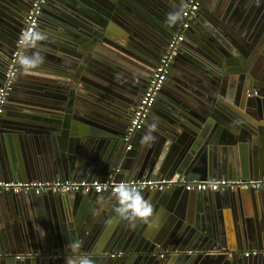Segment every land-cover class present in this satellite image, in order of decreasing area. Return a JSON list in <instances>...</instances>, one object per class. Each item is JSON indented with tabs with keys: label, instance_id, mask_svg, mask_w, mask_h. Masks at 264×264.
<instances>
[{
	"label": "water",
	"instance_id": "water-1",
	"mask_svg": "<svg viewBox=\"0 0 264 264\" xmlns=\"http://www.w3.org/2000/svg\"><path fill=\"white\" fill-rule=\"evenodd\" d=\"M30 2L0 0V54L2 42H12L4 59L0 55V85ZM53 5L59 13L47 20ZM205 5L201 0L186 32L189 50L182 54V45L175 58L184 60L181 86L166 95L164 84L166 97L159 93L150 112L148 122L162 108L155 140L134 143L145 125L127 150L124 113L113 107L104 113L87 98L86 85L91 75L117 78L119 72L130 77L125 91L137 92L167 30L161 18L172 10L163 0L49 1L35 32L43 38L34 34L21 60L42 62L29 68L20 61L0 123V179H105L116 167L132 178L185 170L203 179L264 177V56L247 49L261 42L249 38L252 23H231L221 14L222 0L212 11ZM177 69L174 61L168 79H176ZM19 86L30 88L38 102L20 95ZM72 108L77 121L88 123L85 132L66 120ZM56 140L59 152L52 157L46 146ZM139 193L152 205L149 223L120 219L116 195L109 193H76L73 199L69 193L0 194V264H66L69 256H88L92 264H264V226L245 219H264L261 190ZM122 194L135 207L137 192ZM72 241L80 248L70 251ZM253 250L259 252L244 254Z\"/></svg>",
	"mask_w": 264,
	"mask_h": 264
},
{
	"label": "built area",
	"instance_id": "built-area-1",
	"mask_svg": "<svg viewBox=\"0 0 264 264\" xmlns=\"http://www.w3.org/2000/svg\"><path fill=\"white\" fill-rule=\"evenodd\" d=\"M48 0H32L26 12L24 27L17 39L16 47L8 59V64L4 73V79L0 85V121L5 112L6 101L14 89L16 75L19 71L20 61L24 56V49L39 26L44 7ZM201 0H187L181 14V22L177 32L169 40L165 50L161 54L152 74L150 75L144 91L142 92L133 115L124 134L125 148L132 149V142L135 133L146 125L150 112L155 105L156 99L168 80L172 66L182 44L186 38V32L192 24L193 19L198 14ZM120 168L116 167L105 179H0V194H28L43 195L49 192L59 194H90L109 193L116 195L117 191L145 192L150 190H165L168 188L180 187L187 191H221L236 189L264 190V177L261 178H207L203 179L197 175L178 174L171 176H160L156 178H120L118 174ZM198 250H188L187 253ZM222 252V251H218ZM259 250L246 251V256L257 254ZM264 254V249L260 250ZM122 252L112 253V256L122 255ZM166 253H162L164 257Z\"/></svg>",
	"mask_w": 264,
	"mask_h": 264
},
{
	"label": "crops",
	"instance_id": "crops-1",
	"mask_svg": "<svg viewBox=\"0 0 264 264\" xmlns=\"http://www.w3.org/2000/svg\"><path fill=\"white\" fill-rule=\"evenodd\" d=\"M182 1L183 0H176V2L174 0H163V2L166 5V7L169 8L170 10H172V12H176L177 7L179 6V2H182ZM202 2H203V4H206L205 7L206 6L208 7L207 10L212 11L213 9H215L216 5H218L219 0H202ZM30 3L28 5V8L30 6ZM227 5H228V7H227ZM219 6H220V4H219ZM226 7L229 10L228 15L223 10V8L226 9ZM172 8L173 9L175 8V10H173ZM50 9H51L50 15L48 14V15L45 16V19H47V20L53 19L54 16H56L57 13H59V11H58L59 7H57L55 5L51 6ZM220 10L222 11V12L220 11L221 14L228 21L230 20L231 23H234V22H238V23L239 22H245V23H248V24L252 23L253 29L250 30L251 28H249L248 29V32H247L248 35H249V38L250 39H254V40H258L261 43H260V45L258 47L256 45H253L252 47H250V46L247 47V49L249 51L252 50L251 52L254 51V54H261V56H264V0H222V7H220ZM201 18L203 20H205L206 19V16H202ZM166 20L167 19L164 18V17L161 18V21H162V23L164 25L166 23ZM194 23L197 24V25H200L199 19L197 18L194 21ZM11 46H12V42L11 41H4V42H2L3 53H1L0 55H1V57L3 59H4V53L9 52ZM247 49H246V51H247ZM182 50H183L182 51V54H185L187 52V50H189V49L187 48L186 45L185 46L183 45ZM175 58H177V57H175ZM263 60H264V58L262 59V61ZM174 61H175V65H177L178 69L176 70V73L175 74H174V72L172 74H173V77L174 76L176 77V79L175 80H172L170 78V79H168V82L165 83L166 86L163 89H164V92L166 93V95H167V92H169L170 90L176 89L175 86L180 85L182 83L183 79H184V77H183V72H184L183 64H184V60L181 57H179L178 60L175 59ZM18 83H19V85L22 84L21 81H20V79H19ZM25 89H28V88H21L19 86V93H20V95L26 96L29 100H31L33 102H38V101H34L33 95L29 93L30 92V88H29V90H26V91H25ZM159 96L161 98H165L166 97L164 95V93H160ZM44 101H46V102L47 101H49V102L52 101L53 102L54 100H51V99L46 98V99H44ZM10 102L11 101H9V99H7L6 104H5L6 105L5 107H7V104L10 103ZM158 104L162 106V103H159L158 102L157 105ZM72 110H73V108H72ZM161 112H162V108L160 106H158L155 111H152V116L153 117L151 119V122H148L147 121L146 127L144 128L145 132L148 129V125H150L152 123H155L157 125V122L159 121V120H157V116H158V118H160L158 114H160ZM71 113H72L71 111L68 112L67 113L68 116H66V120L71 124V128H73L74 130H77V129H80L81 130L82 129L85 132V130L88 128V123L86 121H81V122L77 121L75 119V114L76 115H78V114L75 111L72 114ZM78 124H81L83 128L79 127ZM3 126H5V124H3V123L0 124V128L3 129L4 128ZM2 134L3 133H0V146H1V143L3 141V137L2 136H4ZM140 138L139 137L137 139L135 138L134 143H136L137 146H138V143L140 141ZM57 142H58V140H56L55 143L52 142L53 145H51V143H49L46 146V148L48 150L50 149V152H51V156L52 157L56 156V154L59 152V143H57ZM130 150H132V149H130ZM196 166H198V165L195 164L194 168H197ZM178 174H188V175H197V176H200V174H198L195 171L188 172L186 170L185 171H182V172L175 171L172 175H178ZM118 177H120V178H132L128 174H125V172L123 171L122 168H120V173L118 174ZM220 177H227V176H223V175H219V176H215V177L214 176H207V178H220ZM149 178H156V176H153L152 175V176H149ZM228 178H230V177H228ZM233 178H243V179H247V178L242 177V176L241 177L240 176H237V177H233ZM249 178H254V177H249ZM1 179H5V178H1ZM26 179H28V178H26ZM53 179H57V178H53ZM44 180H46V179H44ZM261 191L264 194V190H261ZM145 192H147V191H145ZM195 194H197V193H195ZM77 196L78 195H76V193L70 194V197L72 199L73 198H77ZM185 198L186 199L189 198L188 195ZM187 200L185 201L186 204L189 202ZM245 219L249 220L251 226H254V227L264 226V219L263 218H257L256 219V217H254V216H248ZM222 226H224L223 223H222ZM262 245H264V244H262ZM254 249H256V248H254ZM166 264H169L168 261L166 262Z\"/></svg>",
	"mask_w": 264,
	"mask_h": 264
},
{
	"label": "flooded vegetation",
	"instance_id": "flooded-vegetation-1",
	"mask_svg": "<svg viewBox=\"0 0 264 264\" xmlns=\"http://www.w3.org/2000/svg\"><path fill=\"white\" fill-rule=\"evenodd\" d=\"M49 1H52V0H48V2ZM186 1L187 0H183L182 2H179V6L177 7L176 12H180V14H182V11L184 9ZM46 7H47V5L44 7V10H43L44 13L46 11L45 10ZM27 9H28V5L25 7V12L27 11ZM42 16H43V14H42ZM42 16H41V19H42ZM41 19H40V22H41ZM181 19H182V17L175 24H172L171 26H166V24H168L167 22L165 23V25L162 23V25L165 26L167 30H165V35L163 36L162 43L160 44V46L158 48L159 49L158 54H156L155 59L152 60L150 67L148 69H146L145 71H143V73H144L142 75L143 81L141 83V86L139 88H137V92H132L133 94H130V93H128L127 90L125 91L126 88H124L125 87L124 82L126 81L127 76L125 77V75H124V78H125L124 79L121 77V74L119 72H115L116 74H118V75H115L117 78H115V77L102 78L101 76L94 77L91 75V77H93V78H90L89 81L87 82V84L88 83L89 84L86 85L87 91H85V93H86V96L88 99L93 100L90 102H92V103L98 102L100 105H102V108L104 109V111H103L104 113H106L108 111V109H110L111 107H113L115 109H120L124 113V117L122 118V120L124 121L122 123L124 125V126L122 125L123 131L126 132L128 124L130 122V119H131L133 112L135 110V107L137 105V102H138L142 92L144 91V89L146 87L145 85L148 82L147 80L149 79V76L152 74L154 66L158 62L157 60H159L161 54L165 50L167 43L173 37V35L177 32L179 24L181 22ZM18 74L19 73H17V75H16V79L18 78ZM127 79L130 80V77H128ZM123 85H124V87H123ZM98 94H100V95H98ZM156 102H157V99H156ZM3 117H2V119H3ZM2 119H1L0 123L2 122Z\"/></svg>",
	"mask_w": 264,
	"mask_h": 264
},
{
	"label": "clouds",
	"instance_id": "clouds-1",
	"mask_svg": "<svg viewBox=\"0 0 264 264\" xmlns=\"http://www.w3.org/2000/svg\"><path fill=\"white\" fill-rule=\"evenodd\" d=\"M181 18L180 12L169 13L167 16L166 22L171 26L175 24ZM38 39L43 38L40 33H35ZM42 62V58L39 60L32 61L30 63H26L25 61H21L22 66L26 67H36L39 63ZM156 131V124L152 123L148 125V129L140 138L139 143L142 146H150L151 142L155 140V136L152 134ZM130 191V186L127 188ZM136 204L135 207H130L129 205L132 203V198H125L122 192L117 191L116 193V205L114 207L115 214L123 219L129 224L135 223L136 220H140L145 223H149L150 219L153 215L152 205L151 203L145 199V197L137 192L135 197ZM79 241H72L68 245L70 251H75L80 248ZM66 264H92V260L88 256H69L66 260Z\"/></svg>",
	"mask_w": 264,
	"mask_h": 264
}]
</instances>
